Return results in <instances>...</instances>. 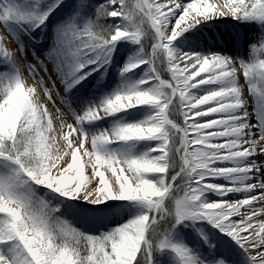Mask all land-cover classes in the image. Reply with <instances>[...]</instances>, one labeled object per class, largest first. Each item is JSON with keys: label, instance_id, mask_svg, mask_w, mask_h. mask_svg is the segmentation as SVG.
<instances>
[{"label": "bare ground", "instance_id": "1", "mask_svg": "<svg viewBox=\"0 0 264 264\" xmlns=\"http://www.w3.org/2000/svg\"><path fill=\"white\" fill-rule=\"evenodd\" d=\"M35 5V12L40 14L45 6ZM109 5L106 3L103 8L105 19ZM143 8L161 36L155 47L167 62L165 74L179 104V119L185 132L182 146L186 162L182 183L175 188L178 195L172 208L175 195L166 199L167 214L161 211L156 217L173 230L170 237L163 239V249L169 254L167 264H194L195 256L205 250L202 248L206 244L215 246L214 251L222 257L229 256L241 264H260L264 258V116L255 108L256 76L244 60L241 27L235 29L231 25L237 20L229 14L223 0H144ZM126 24L117 26L123 28V35L106 42L116 45L110 52L102 51L103 45L86 51L80 36L61 44L60 34L55 41L54 62L59 58L64 62L63 72L60 76L56 73V80L41 82L39 86V91L51 93L54 89L50 99L43 96L42 106L49 120V137L57 142L53 157L59 163L53 172H65L71 155L75 157L76 170L89 149L99 151L100 160L114 165L113 182L104 169L100 180L114 192L110 198L119 197L115 201L122 205L120 216L132 215L120 225L130 232L123 251L138 246L144 236L146 217L154 207L150 199L156 194L145 193L134 184L140 183L137 171L146 179V172L161 173V165L167 168L169 163L167 153H163L167 125L160 111L162 94H158L150 73L143 70L149 64L144 52H136L135 46L142 44L141 37L127 20ZM109 30L115 32L111 25ZM130 30L132 35L127 33ZM262 42L264 38L259 44ZM120 48L122 53H115ZM32 49H17L24 65L13 68L22 77L29 72L39 77L40 69V75L45 76L50 62L41 54L33 56ZM10 52L14 54L15 49ZM257 59L254 53L252 61ZM261 68L264 81V66ZM86 69L85 79L81 72ZM113 76L115 83L111 81ZM96 77L98 80L89 82ZM110 81V89L104 91L103 85ZM85 82L90 89L86 97L71 93ZM32 88L28 81L25 89ZM60 96L66 99L61 101ZM133 123L140 126L130 130L126 124ZM61 124L62 133L58 130ZM166 168L162 174L168 185L170 173ZM135 172L137 175H133ZM73 178L75 175L71 174L64 181L72 186L70 194L76 191ZM175 184L174 181L168 185L169 193ZM169 193L167 190L165 195ZM95 194L86 190L83 195L93 200ZM1 196L2 191L0 247L12 254L8 260L11 264H32L33 258L43 264V245L18 234L21 218L15 209L6 208ZM13 224L17 231L12 229ZM130 260L131 257L123 263L129 264Z\"/></svg>", "mask_w": 264, "mask_h": 264}, {"label": "rangeland", "instance_id": "2", "mask_svg": "<svg viewBox=\"0 0 264 264\" xmlns=\"http://www.w3.org/2000/svg\"><path fill=\"white\" fill-rule=\"evenodd\" d=\"M106 3L110 4L109 9L106 10L109 16L103 19V8ZM223 3L229 14L237 20L236 22L247 24L244 30H248V38L256 39L249 43L254 47L248 46L247 58L244 57V60L247 68L256 76L253 84L255 106L259 114L264 116V81L261 78V67L264 66V42L259 45L257 43L264 38V0H223ZM35 4L45 6L40 14L34 10ZM138 4L141 6H137ZM46 6L48 9H45ZM143 6L144 0H2L0 2V191H2V203L6 208L15 209L17 216L21 218L20 225L17 227L13 224L12 229L17 231L18 228V234H25L28 239L32 238L43 245L41 254L43 264H124L123 262L128 263L130 257L129 264L169 263V254L163 249L165 244L163 239L170 237L173 230L166 222L158 221L156 217L161 215V211L167 214L168 211L164 206L166 199L175 195L170 205L172 208L174 199L178 195V190L175 188L178 183L180 185L182 183L181 174L186 162L182 146L185 132L179 119V104L164 73L167 71V62L155 47L160 43L161 36L158 35L152 19ZM124 18L135 27L141 37L142 44L135 46L136 52L140 53L141 50L144 52V58L149 63V76L156 84L158 94H162L163 103L160 111L164 115L163 122L167 125L164 131L163 153H167L166 157H169L167 168L161 165V173L146 172V179H142L140 171H137L140 183H133L143 192H154L157 196L150 199L154 207H151L150 214L146 217L148 221L143 231L144 236L137 247L128 248L126 251L123 249L130 232L120 225L123 219L131 218L132 215L129 216L127 213L120 216L121 210L115 203V200H118L116 198L119 197L110 198V195H115L114 192L100 180L105 173L104 169L109 174V180L113 182L111 176L114 177L116 172L114 165L100 160L99 151L89 149L87 154L82 155L84 159L81 156L83 160L80 158L81 165L78 170H74L75 157L71 155L65 172L60 174L53 172L55 165L59 163L53 157L57 142L49 137V120L42 106L46 96L50 99L54 95V89L51 88V93L49 90L39 91L41 82L54 78L56 80V73L60 76L63 72L64 62L62 64L60 58L54 62L55 41L61 36L60 34L63 35V38L59 37L61 44L72 37L76 39L80 36L86 51L103 45L101 50L110 52L116 48L115 43L102 41L112 40L124 34L123 28H117L118 23L123 27L127 25ZM110 25L115 32L109 30ZM52 28L54 29L51 30ZM127 33L133 34L131 30ZM29 46L33 48L31 50L33 56L41 54L50 62L48 65L51 67L50 71L46 70L45 76L40 75L41 69L40 71L37 69L40 78L32 72L22 77L13 68L18 66L23 68L24 63L17 49L23 50L24 47ZM12 48L15 49L14 54L10 52ZM122 50L120 48V53ZM254 53L258 56L255 62L252 61ZM114 63L115 61H112L113 65ZM145 66L143 70L146 71L148 65ZM153 68L165 79H159ZM87 73V69L81 72L85 78ZM92 79L94 80L89 82L98 80L97 77ZM28 81H31L34 88L25 89ZM111 81L115 83L117 79L113 76ZM111 81L105 82L104 91L110 89ZM81 86L84 89L80 91L78 89L75 91L76 94L87 93V83ZM60 98L61 101L63 98L66 99L61 96ZM129 115L132 119L133 113ZM169 116L173 117L176 124ZM126 125L133 130L136 126H140V123ZM61 127L62 124L58 125V130L62 133ZM2 152L8 154H1ZM165 168L167 173H170L168 185L176 182L170 193V187L163 179ZM151 169L155 170L154 167ZM137 172L133 175H137ZM71 174L75 175L73 180L76 181L74 185L76 191L73 194L69 192L72 186L64 184L65 179ZM101 186L104 187L103 191L98 192ZM86 190L96 193L93 200L85 198L83 194ZM167 190L168 196L165 195ZM143 192L139 190L140 195H143ZM214 248L215 246L206 244L202 248L203 251L195 256L193 263L241 264L236 259L230 261L227 257L216 254ZM10 256L11 253L0 247V264H11L8 260ZM31 260L32 264H40L33 258ZM260 264H264V258Z\"/></svg>", "mask_w": 264, "mask_h": 264}, {"label": "trees", "instance_id": "3", "mask_svg": "<svg viewBox=\"0 0 264 264\" xmlns=\"http://www.w3.org/2000/svg\"><path fill=\"white\" fill-rule=\"evenodd\" d=\"M87 264H89V263H87Z\"/></svg>", "mask_w": 264, "mask_h": 264}]
</instances>
